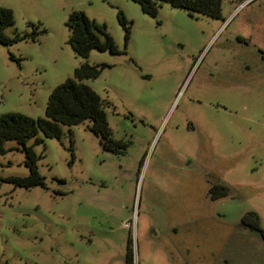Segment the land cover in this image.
<instances>
[{
    "label": "rangeland",
    "instance_id": "374dc122",
    "mask_svg": "<svg viewBox=\"0 0 264 264\" xmlns=\"http://www.w3.org/2000/svg\"><path fill=\"white\" fill-rule=\"evenodd\" d=\"M239 3L222 0L213 18L167 2L153 17L133 0H0L14 12L7 34L46 28L0 43V114L44 117L77 66L106 63L86 82L110 103L114 136L131 141L104 150L88 120L60 138L39 132L46 187L0 182V264H126L129 238L133 264H264V239L242 222L254 211L264 228V0ZM75 9L125 52L76 54ZM119 9L132 21L126 47ZM24 159L1 154L0 175H27ZM216 182L230 190L214 199Z\"/></svg>",
    "mask_w": 264,
    "mask_h": 264
},
{
    "label": "trees",
    "instance_id": "16d2710c",
    "mask_svg": "<svg viewBox=\"0 0 264 264\" xmlns=\"http://www.w3.org/2000/svg\"><path fill=\"white\" fill-rule=\"evenodd\" d=\"M140 4L142 11L150 16L157 17L159 6L167 2L175 7L189 11L190 14L200 13L213 18H222V0H133ZM243 2L244 0H239ZM118 21L124 30L125 47L130 40L132 21L127 19L121 9L118 10ZM15 22L14 12L11 8L0 6V43L11 45L21 40L37 41L39 35L46 31L41 23L27 22L30 30L9 35L5 32L8 26ZM69 29L68 42L74 52L87 57L92 49L122 53L113 36L107 31L104 23H97L83 10H72L65 22ZM106 63L83 62L74 69V75L67 77L57 84L50 92L46 114L44 117L34 118L19 111H10L0 114V155L10 150L19 149L24 152V163L29 173L27 175L1 176L0 182H10L15 186L31 188L34 186L46 187L45 176L40 172L38 154L34 145L43 141L38 136L42 132L46 137L60 138L63 125H74L90 121L89 129L98 137L104 150L115 154L124 153L130 140L116 138L110 126L105 104H110L101 98L98 92L86 80L97 78ZM35 138L33 143L29 140ZM15 141L16 145L7 147V141ZM70 149L73 152V147ZM73 158H74V154ZM142 162V161H141ZM142 164V163H141ZM230 187L227 184L216 182L211 185L209 194L212 198L228 194ZM242 222L252 230L257 231L264 239V228L260 218L254 211L247 212ZM131 239H128L126 264H133V250Z\"/></svg>",
    "mask_w": 264,
    "mask_h": 264
},
{
    "label": "built area",
    "instance_id": "2783aa9c",
    "mask_svg": "<svg viewBox=\"0 0 264 264\" xmlns=\"http://www.w3.org/2000/svg\"><path fill=\"white\" fill-rule=\"evenodd\" d=\"M248 1H250V0H244L243 2H240L239 3V6H242V5H244L246 2H248ZM126 225L128 226V227H131V224L130 223H126Z\"/></svg>",
    "mask_w": 264,
    "mask_h": 264
}]
</instances>
